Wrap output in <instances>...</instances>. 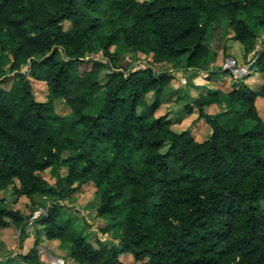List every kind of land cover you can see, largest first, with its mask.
<instances>
[{
  "label": "trees",
  "instance_id": "trees-1",
  "mask_svg": "<svg viewBox=\"0 0 264 264\" xmlns=\"http://www.w3.org/2000/svg\"><path fill=\"white\" fill-rule=\"evenodd\" d=\"M256 26L264 0H0V228L26 237L38 224L37 240L59 241L47 249L65 264H264V40L252 57L257 87L206 85L173 118L159 114L173 70L207 63L212 32L222 27L247 55ZM126 51L149 60L125 70ZM99 52L104 60L87 58ZM214 63L206 82L233 77ZM219 99L227 109L207 113ZM183 112L209 127L205 139L172 129ZM232 112L241 116L225 126ZM85 183L103 226L67 213ZM35 195L45 198L30 221ZM21 255L38 264L36 249Z\"/></svg>",
  "mask_w": 264,
  "mask_h": 264
},
{
  "label": "rangeland",
  "instance_id": "rangeland-1",
  "mask_svg": "<svg viewBox=\"0 0 264 264\" xmlns=\"http://www.w3.org/2000/svg\"><path fill=\"white\" fill-rule=\"evenodd\" d=\"M244 17L247 20V15H244ZM256 19L252 18V22H255ZM256 29L258 32H260L259 39L255 42L254 50L247 55H245L244 47L240 42L234 41V40H228L226 38L222 37V27L218 30L212 32L209 41H208V48H209V54H208V60L205 66L197 70L198 72H191L188 71L189 69L185 68H177L173 70L174 78L171 81L169 85V92L172 93L170 96H165L164 99H171V100H165L162 102V105L159 110V114L165 113L166 111H170L169 118H173L176 114L175 112H179L180 109L183 108V106L187 103H190L194 98H198L201 95L206 96L207 87L210 89H217L220 88V90L226 91L231 88V84L234 80H240L246 82L249 86L252 88L257 87L258 83L260 82L261 76L256 73V68L252 66V63L254 61V54L262 48L263 46V40H264V28L256 26ZM228 35H232V32L229 31ZM226 36V35H225ZM230 39V38H229ZM216 52V60L213 62L216 67H220L221 69H229L232 73L233 77L228 73H225L223 71H218L217 76L213 77L212 79L208 80L206 82V76L208 75V72L212 70L214 67L212 63V55ZM254 59H253V58ZM87 58H91L93 60H104V57L102 56L101 52L96 54L87 55ZM230 58L235 61L236 66L235 67H228L227 61L230 62ZM249 59V61L247 60ZM149 60L147 57L146 59H143V61H138L134 54L132 52H123L120 54V57L118 58L117 62L119 66H122L123 69L128 70L131 68L136 67H143L145 66L146 61ZM145 62V63H144ZM88 65H90L88 63ZM163 67H161L162 69ZM160 70V68H158ZM158 70V71H159ZM240 71V72H239ZM208 85V86H206ZM34 90L36 92L37 97L40 100L46 99V88L44 85L41 86H35ZM154 93H149V95L146 98V101L149 102ZM179 96L180 100L175 102L173 98ZM169 101V102H168ZM168 102V103H167ZM228 105L227 102L224 99H219L215 101H210L208 105L205 107V111L210 114L219 113L222 111H225L227 109ZM56 110L61 114H67V108L61 104L60 102L56 103ZM184 116L183 120L179 123H176L172 126V129L175 131H182L184 129H190L193 135L200 136L203 139H205L210 132V129L207 125L201 124L200 119L198 118L196 113H193L191 115L186 114L183 112L182 114ZM241 116V113H234L225 115L222 118V122L225 126L230 125L233 123L236 118H239ZM245 120L242 121L244 124ZM61 174L64 172V170L60 171ZM44 177L51 183L54 182V179L50 176L49 172L43 173ZM8 194V203L7 206L10 204V191L7 190ZM74 203L71 202V200H68L66 203L70 205V209L67 213H69L71 216L78 215L79 217L83 214L86 216L87 219L93 221V219H96L97 217L94 215L95 210L90 205H92V202L97 200L96 198V188L91 183H85L80 187V189L73 194ZM45 197L43 195H35V205L34 209L35 212L33 213L32 217L30 218V221L33 220L39 213L42 211L41 202L43 201ZM22 203H17V207H22ZM77 209H79V212H77ZM68 210V209H67ZM98 219V218H97ZM99 223L95 224V226L104 225V221L98 219ZM38 224L32 222V224L29 225V230L27 233V236L19 235L17 228L10 226L7 228H0V241L2 246L6 245L3 254L0 256L1 264H29L28 260L24 259L21 254H30L32 250L36 249L37 252V258H38V264H55L60 262H63L65 264L64 258L60 255V250L56 249L53 251H49L47 249L48 247H53L54 244L57 246L59 245V241H47L45 238L39 237V241L37 240V229L36 227ZM87 233L91 236L90 239L94 242L93 232L94 227L86 228ZM100 237V236H99ZM4 243V245H3ZM122 261L124 263L132 262V258L130 259L126 256L121 257Z\"/></svg>",
  "mask_w": 264,
  "mask_h": 264
},
{
  "label": "built area",
  "instance_id": "built-area-1",
  "mask_svg": "<svg viewBox=\"0 0 264 264\" xmlns=\"http://www.w3.org/2000/svg\"><path fill=\"white\" fill-rule=\"evenodd\" d=\"M227 64H228V67H235V66H236L235 61H233L231 58H230V62L227 61ZM39 214H40V213H39ZM39 214H38V215H39ZM38 215H37V216H38ZM37 216H36V217H37ZM0 264H1V262H0ZM55 264H58V263H55ZM60 264H64V263H63V262H60Z\"/></svg>",
  "mask_w": 264,
  "mask_h": 264
}]
</instances>
